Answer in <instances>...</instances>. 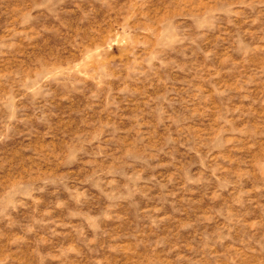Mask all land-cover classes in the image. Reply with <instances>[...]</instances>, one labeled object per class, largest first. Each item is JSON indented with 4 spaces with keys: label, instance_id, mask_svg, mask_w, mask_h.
<instances>
[{
    "label": "rangeland",
    "instance_id": "1",
    "mask_svg": "<svg viewBox=\"0 0 264 264\" xmlns=\"http://www.w3.org/2000/svg\"><path fill=\"white\" fill-rule=\"evenodd\" d=\"M0 264H264V0H0Z\"/></svg>",
    "mask_w": 264,
    "mask_h": 264
}]
</instances>
